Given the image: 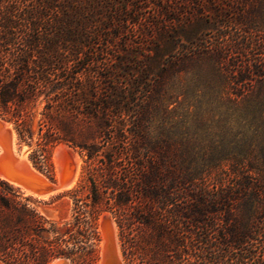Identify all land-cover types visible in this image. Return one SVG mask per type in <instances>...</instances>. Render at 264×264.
Here are the masks:
<instances>
[{"label":"trees","instance_id":"trees-1","mask_svg":"<svg viewBox=\"0 0 264 264\" xmlns=\"http://www.w3.org/2000/svg\"><path fill=\"white\" fill-rule=\"evenodd\" d=\"M149 1L0 0V102L53 92L94 123L89 177L145 264H264V0ZM22 220L34 264L69 257L0 180L6 264Z\"/></svg>","mask_w":264,"mask_h":264},{"label":"rangeland","instance_id":"rangeland-1","mask_svg":"<svg viewBox=\"0 0 264 264\" xmlns=\"http://www.w3.org/2000/svg\"><path fill=\"white\" fill-rule=\"evenodd\" d=\"M145 4L144 9L152 11L151 1L147 0ZM42 38L40 42L45 45L48 40ZM1 73L5 82L9 79L6 75L13 74L12 69L8 70L7 66L2 68ZM57 73L61 75V71ZM53 94L41 93L35 98L27 97L21 101L22 95L19 93L11 102L6 104L0 102V118L13 126L19 147L27 148L30 163L51 181L56 180L53 161L55 148L59 144L72 147L81 158V173L77 185L61 195L52 197L43 207L32 197L22 195L17 187L13 188L6 180L2 178L0 180L16 194L17 201L43 218L45 221L43 226L47 230L43 236L53 243L57 242L69 254L68 258H52L47 264L57 259H64L68 264H100L102 237L100 216L105 212L110 214L114 223L115 243L120 262L145 264V261L137 256L134 248L130 247L139 230L136 223L127 219L128 215H123L120 219L115 211L111 188L106 189L97 179L92 180L89 177V171L94 167V163L88 160L80 146L85 142H99L97 128L94 123L81 120V115L74 113L66 104L58 106L57 101L53 102L51 99ZM47 102L52 104L49 109L45 108ZM43 113H48V117ZM52 207L60 210V218H52L54 212ZM45 211L51 212V216ZM33 228L34 225L26 224L23 220L19 223L17 264H34L31 248Z\"/></svg>","mask_w":264,"mask_h":264},{"label":"bare ground","instance_id":"bare-ground-1","mask_svg":"<svg viewBox=\"0 0 264 264\" xmlns=\"http://www.w3.org/2000/svg\"><path fill=\"white\" fill-rule=\"evenodd\" d=\"M0 120L2 121L5 129L10 133L9 151L10 158L14 160V172L16 174H19V171L29 173L31 179L28 180V178H24L23 181H25L29 186L38 187V190L31 191L18 184L17 181L7 179L1 174L0 178L12 184L13 188L17 187L21 191H18V193L20 192L24 196L32 197L33 200L35 199L39 203L38 204L36 202L38 205H43V207L44 204L52 197L61 195L77 185L81 173V158L72 147L66 144H59L55 148L53 161L55 164L56 180L51 181L30 163L27 157V148L22 146L19 147L17 134L13 126L1 118ZM40 209H42V207H40ZM45 213L51 216V212L45 211ZM60 216V210H57V208L54 209L52 218L56 219L60 218ZM55 261H52L49 264H54Z\"/></svg>","mask_w":264,"mask_h":264},{"label":"water","instance_id":"water-1","mask_svg":"<svg viewBox=\"0 0 264 264\" xmlns=\"http://www.w3.org/2000/svg\"><path fill=\"white\" fill-rule=\"evenodd\" d=\"M10 133L7 131L0 120V174L7 179L17 181L18 184L24 186L25 188L35 191L38 187H33L27 185L24 178L30 180V174L19 171V174L14 172V160L10 158ZM100 227H101V255L100 264H122L117 256V248L115 243V229L114 223L111 219L110 214L103 213L100 216ZM55 261V260H54ZM0 264H6L0 259ZM54 264H68L64 259H57Z\"/></svg>","mask_w":264,"mask_h":264}]
</instances>
